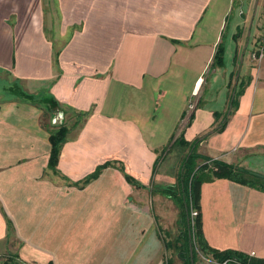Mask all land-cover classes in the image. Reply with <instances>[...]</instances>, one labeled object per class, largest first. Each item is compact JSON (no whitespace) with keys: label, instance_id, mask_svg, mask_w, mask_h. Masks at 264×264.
Here are the masks:
<instances>
[{"label":"crops","instance_id":"crops-1","mask_svg":"<svg viewBox=\"0 0 264 264\" xmlns=\"http://www.w3.org/2000/svg\"><path fill=\"white\" fill-rule=\"evenodd\" d=\"M263 2L0 0V255L162 264L149 205L167 198L151 187L175 184L187 151L179 138L205 136L196 154L264 176V55L250 59ZM218 44L222 64L211 68ZM60 127L49 169L48 137ZM199 209L209 248L264 259L263 192L207 180Z\"/></svg>","mask_w":264,"mask_h":264},{"label":"trees","instance_id":"trees-1","mask_svg":"<svg viewBox=\"0 0 264 264\" xmlns=\"http://www.w3.org/2000/svg\"><path fill=\"white\" fill-rule=\"evenodd\" d=\"M222 53L223 48L218 44L212 57L211 68L221 66ZM237 86L238 89L236 88L233 98L229 103V114L237 106L236 99L242 92L243 83H239ZM215 118H217V116H215ZM190 120L191 117L188 119V122H190ZM225 122L226 118L223 117L212 132L221 131ZM66 132L65 128L60 127L48 137L50 152L47 166L49 169H53L56 164L59 145L63 142ZM204 137L205 136L196 138L189 144L179 138L177 143L181 147L187 148V152L181 161L175 184L162 187H151L154 193H158L171 200L179 209V224L181 227L178 236L181 243L180 250L177 254L181 264H194L195 254L209 257L216 263L229 261L231 264H264V259L250 258L247 255L234 251L219 252L213 250L207 246L202 237L199 209V190L202 182L223 179L264 193V176L196 154L195 148ZM197 159L202 162L199 166L196 164ZM103 167L104 165L97 167L89 178H94L99 169ZM124 178L126 182L133 183L129 177L124 176ZM192 211L196 213L193 218L190 217ZM163 247L166 248L165 244ZM162 264H164V262Z\"/></svg>","mask_w":264,"mask_h":264},{"label":"rangeland","instance_id":"rangeland-1","mask_svg":"<svg viewBox=\"0 0 264 264\" xmlns=\"http://www.w3.org/2000/svg\"><path fill=\"white\" fill-rule=\"evenodd\" d=\"M236 13V12H235ZM233 15L234 11H233ZM228 20V27L226 28L227 31L229 29V26L231 25V18L227 19ZM225 29V31H226ZM226 31V32H227ZM224 32L223 40L226 39L227 33ZM255 45V44H254ZM253 45V47H254ZM4 81L0 80V93H1V88L5 86L7 83V78L6 76H2ZM238 89V86H237ZM6 98L11 96L12 94L6 92L3 94ZM229 109L226 110L225 113H227ZM174 148L176 146H173ZM183 148V147H182ZM187 149V148H186ZM166 147L164 150H162V155L166 154ZM182 153V158L181 161L186 154L185 150ZM169 157V158H168ZM169 161H168V160ZM170 155L169 153L166 154V158L164 159V163L170 162ZM202 164V162H201ZM261 168L264 169V162L261 163ZM180 169V168H179ZM178 175V174H177ZM177 179V177H176ZM148 200H146L147 202ZM150 207L152 208V212L154 209V213H156V222H158L159 226L162 227V229L158 230L157 229V236L159 240L161 241L162 245L165 244L166 248L163 247L164 249V256H163V262L164 264H181V261L178 257V252L180 250V240H179V231L181 225L179 224V209L178 207L169 199L167 200H162L161 203H158L157 201H152L150 198ZM158 204V207H157ZM148 205V204H146ZM158 214V215H157ZM194 264H218L211 260L209 257H203L200 254H195L194 257ZM225 264H231L229 261H223ZM222 263V262H221ZM0 264H27L24 261H22L18 256L14 253H9L6 252L2 255H0ZM220 264V263H219Z\"/></svg>","mask_w":264,"mask_h":264},{"label":"built area","instance_id":"built-area-1","mask_svg":"<svg viewBox=\"0 0 264 264\" xmlns=\"http://www.w3.org/2000/svg\"><path fill=\"white\" fill-rule=\"evenodd\" d=\"M261 14H262V18H263V21H264V2H263V5H262ZM263 55H264V31H263L262 35L259 37V39L255 42V45L252 48V51L250 53V59H251L252 62H256ZM194 107H195V105L193 104L192 100H190L187 103L186 110H185V113H184V118L186 120L188 119V116L190 115V113L194 110ZM195 214L196 213L194 211H192L190 213V217L193 218L195 216ZM220 264H225V262H222Z\"/></svg>","mask_w":264,"mask_h":264},{"label":"water","instance_id":"water-1","mask_svg":"<svg viewBox=\"0 0 264 264\" xmlns=\"http://www.w3.org/2000/svg\"><path fill=\"white\" fill-rule=\"evenodd\" d=\"M232 97H233V94L231 95V99H232ZM229 110H230V106H229V108H228ZM229 113V111H227V114Z\"/></svg>","mask_w":264,"mask_h":264}]
</instances>
